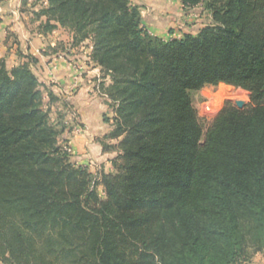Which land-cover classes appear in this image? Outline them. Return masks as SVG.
<instances>
[{
	"label": "trees",
	"instance_id": "16d2710c",
	"mask_svg": "<svg viewBox=\"0 0 264 264\" xmlns=\"http://www.w3.org/2000/svg\"><path fill=\"white\" fill-rule=\"evenodd\" d=\"M182 3L211 22L171 41L131 0H48L38 14L45 32L90 41L111 78L120 163L104 199L60 145L30 65L0 59L3 262L242 264L264 251V0ZM220 84L250 101L227 103L203 136L191 92Z\"/></svg>",
	"mask_w": 264,
	"mask_h": 264
},
{
	"label": "rangeland",
	"instance_id": "374dc122",
	"mask_svg": "<svg viewBox=\"0 0 264 264\" xmlns=\"http://www.w3.org/2000/svg\"><path fill=\"white\" fill-rule=\"evenodd\" d=\"M29 4L32 5V8L37 9L36 13L32 11V13L34 12L33 15L29 16L35 21L37 30L41 33L50 34L53 37V43H55L54 47H46L44 53L53 54L57 52L65 60V63L70 66L73 83L69 87L68 93L60 92L63 87L46 81L39 71L37 74L40 77L36 75L33 70L36 63L34 58L31 59L28 56L26 59H29L28 62L24 63L30 65V68L43 85L45 108H50L51 121L61 132L60 145L69 153L70 161L74 165L88 168L92 174L94 184L97 183L96 189L99 196L104 199L105 189L101 185L102 176L103 174H116L115 164L120 163V151L117 148L120 139L117 140L111 137L115 130L114 120L116 114L112 107V101L106 92V88L111 84V78L103 73L101 68L92 60L93 44L90 41L74 44L73 33L60 26L52 32L44 31L47 18L39 17L38 14L47 7L48 0H31ZM41 18H43V21H41ZM209 20V13L203 11L202 23L207 25L210 23ZM56 67V65H53L50 71L53 72ZM80 80H85L84 85L87 87L86 91L89 98L85 103L88 106L92 104L96 108L97 106L100 108L97 120L93 121V126L83 121L81 108L77 107L78 105L74 106V101L71 100L75 96V91L79 88ZM50 93L54 98V102H50ZM220 94H223V96L220 97ZM242 94L245 95V98L242 97ZM68 97L71 99L68 100ZM191 99L198 121L203 129V136L213 125L215 118L227 103L238 108L237 103L241 101L244 103L243 109H245L250 101L248 92L226 84L205 86L200 91L191 92ZM105 118H108V123L105 122ZM258 254L264 255V251ZM252 259L242 264H251ZM0 264H6L3 262L1 254Z\"/></svg>",
	"mask_w": 264,
	"mask_h": 264
},
{
	"label": "crops",
	"instance_id": "0c3cea01",
	"mask_svg": "<svg viewBox=\"0 0 264 264\" xmlns=\"http://www.w3.org/2000/svg\"><path fill=\"white\" fill-rule=\"evenodd\" d=\"M30 1L0 0V59L5 60L7 67L11 69L28 62V56L34 58L36 63L33 70L36 75L40 77L37 74L39 71L46 81L60 85L63 87L60 92L67 94L73 83L70 66L59 53H44L46 47H54L55 43L50 34L39 32L35 21L29 18L37 12V9L29 4ZM131 3L140 8L143 28L150 35L164 41L181 39L186 33L198 34L206 26L202 23L203 11H206L202 7L187 8L182 0H131ZM209 19L211 22L210 14ZM53 65L57 67L51 72ZM84 81L80 80L74 98L68 97V100L71 99L74 106L81 108L83 121L93 126L100 108L85 103L89 97ZM251 264H264V255H256Z\"/></svg>",
	"mask_w": 264,
	"mask_h": 264
},
{
	"label": "water",
	"instance_id": "95a60500",
	"mask_svg": "<svg viewBox=\"0 0 264 264\" xmlns=\"http://www.w3.org/2000/svg\"><path fill=\"white\" fill-rule=\"evenodd\" d=\"M237 106H238V109L242 110V109L244 108V103L241 102V101H239V102L237 103Z\"/></svg>",
	"mask_w": 264,
	"mask_h": 264
},
{
	"label": "bare ground",
	"instance_id": "6f19581e",
	"mask_svg": "<svg viewBox=\"0 0 264 264\" xmlns=\"http://www.w3.org/2000/svg\"><path fill=\"white\" fill-rule=\"evenodd\" d=\"M222 96H223V94H220V97H222ZM213 97H214V96H213ZM220 97H219V98H220ZM242 97L245 98V95L242 94ZM221 99H222V98H221ZM211 104H212V102H211ZM211 108H212V107H211Z\"/></svg>",
	"mask_w": 264,
	"mask_h": 264
}]
</instances>
